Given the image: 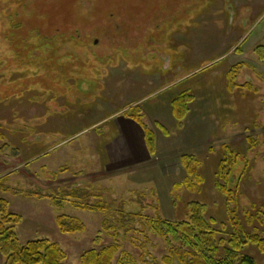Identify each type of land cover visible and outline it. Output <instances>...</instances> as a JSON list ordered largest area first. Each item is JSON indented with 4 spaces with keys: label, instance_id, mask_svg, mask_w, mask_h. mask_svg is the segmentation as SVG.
<instances>
[{
    "label": "rangeland",
    "instance_id": "1",
    "mask_svg": "<svg viewBox=\"0 0 264 264\" xmlns=\"http://www.w3.org/2000/svg\"><path fill=\"white\" fill-rule=\"evenodd\" d=\"M255 23L240 52L228 54ZM259 45L264 0H0V159L24 162L0 179V199L22 217L20 242L57 243L66 264L116 242L114 264H163L169 244L142 217L184 220L192 202L205 205L216 229L224 225L219 239L234 232L232 210L244 232L264 237ZM239 64L245 70L237 84L247 77L255 87L229 92L224 79ZM185 91L195 101L178 129L170 102ZM134 106L156 136L153 156L130 145L121 126L134 127L124 115ZM224 146L238 155L229 205L216 187ZM185 154L200 164L203 180L193 189L184 183ZM87 198L112 211L78 209ZM60 216L79 219L85 230L62 233ZM242 254L264 264L254 246Z\"/></svg>",
    "mask_w": 264,
    "mask_h": 264
},
{
    "label": "trees",
    "instance_id": "2",
    "mask_svg": "<svg viewBox=\"0 0 264 264\" xmlns=\"http://www.w3.org/2000/svg\"><path fill=\"white\" fill-rule=\"evenodd\" d=\"M248 37L236 50H241L242 44L247 41ZM254 52L259 62L264 65V45L257 46ZM244 67V64L236 65L227 73L229 92L239 87L236 82ZM194 101L195 96L188 91L180 93L171 100V112L177 122L178 129L183 126ZM124 115L142 129L148 153L151 156L155 155L157 139L154 132L144 123L140 106L130 108ZM157 126L165 135H168L165 128L160 125ZM252 143L254 144V141ZM224 148L228 154L218 166L219 182L216 187L226 197L227 205H229L232 203V191L229 189V184L232 180V168L235 167L234 163H236L232 161H235L238 155L232 152L229 147L224 146ZM180 160L186 172L184 183L192 189L202 183L198 159L191 154H185ZM74 193H71L70 197H76L77 195ZM83 198L85 197L83 196ZM86 200L87 202L80 204L78 209L102 214H108L112 211V205L103 200H98L95 203L89 202L88 198ZM206 211L204 204L192 202L188 205L189 215L184 220L172 222L161 218L142 217L143 227L156 236L165 239L169 244L170 251L163 258V264H256L251 257L242 254L246 246L256 247L264 256V237L244 232L236 211L229 212L234 232L232 234L227 233L228 241L219 239L220 236L224 237L225 235L221 229L224 225L220 226L219 229L221 230L216 229V221L207 218ZM21 221L22 217L8 212V202L0 199V253L6 258L5 264H66L67 254L57 243L43 239L29 241L23 245L16 235V228ZM57 223L60 231L64 234L74 235L85 230V225L77 218L60 216ZM119 251L120 245L117 242L100 251L90 250L82 255L81 264H114ZM129 260L131 264L134 262L132 258Z\"/></svg>",
    "mask_w": 264,
    "mask_h": 264
},
{
    "label": "crops",
    "instance_id": "3",
    "mask_svg": "<svg viewBox=\"0 0 264 264\" xmlns=\"http://www.w3.org/2000/svg\"><path fill=\"white\" fill-rule=\"evenodd\" d=\"M260 17H262V15ZM260 19L261 18H259V20L257 22H259ZM256 23L252 26V28H250L249 30H246V32L243 34V36H241V38L235 44L236 46H233L229 50L228 54L234 55L235 53H239L240 52L239 50H236V49L238 48V46L241 43H243V41L246 40L248 33L253 29V27L256 25ZM205 66L206 65L200 67L199 69H202ZM244 70H245V68L239 73L238 78H237V82H238L239 78L244 75ZM195 71H197V70H195ZM189 75H191V74H189ZM184 77L181 78V79H184ZM181 79H180V81H181ZM226 79H224L225 82H227ZM237 82H236V85L239 86V88H241L243 86L249 87V88H254L255 87V85L252 83L253 81L250 78H247V77H246L245 81L242 83L243 85H241V84L239 85V84H237ZM174 87H171V88H174ZM226 88L228 89L227 86H226ZM214 89H215V85H214ZM236 89L237 88H234V90H236ZM121 120H123V119H121ZM120 123H121V126H123L125 128V130L128 131V136L130 137V139H132L130 145H133V147H135L136 149H138L139 152L146 151L148 153V150H147V147H146V143H145L144 133H143L142 129L135 122H134V124L131 123V125L134 126L133 128H132V126H130V124L127 125V121L126 120H123V124H122L121 121H120ZM120 129H121V127H120ZM5 145L7 146V148L10 149V147L7 144H5ZM9 149H7V151H9ZM148 155H149V153H148ZM40 156H41V154H39L35 158H30V160L28 162H31V161L35 160L37 157H40ZM10 163H11V165H9ZM23 165H24V162H20V160L18 158H16L15 160H13V158H10L8 156H7L6 159L1 158L0 159V179H3V178H6L7 179L10 175L17 173L18 170Z\"/></svg>",
    "mask_w": 264,
    "mask_h": 264
}]
</instances>
